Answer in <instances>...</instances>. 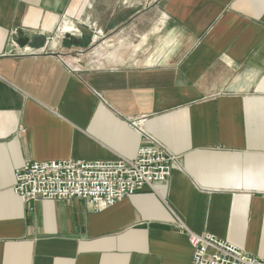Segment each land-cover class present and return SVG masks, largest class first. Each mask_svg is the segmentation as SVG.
I'll return each instance as SVG.
<instances>
[{
	"label": "crops",
	"instance_id": "crops-1",
	"mask_svg": "<svg viewBox=\"0 0 264 264\" xmlns=\"http://www.w3.org/2000/svg\"><path fill=\"white\" fill-rule=\"evenodd\" d=\"M149 141L171 177L103 212L13 192ZM186 230L264 260V0H0V264H191Z\"/></svg>",
	"mask_w": 264,
	"mask_h": 264
},
{
	"label": "built area",
	"instance_id": "built-area-1",
	"mask_svg": "<svg viewBox=\"0 0 264 264\" xmlns=\"http://www.w3.org/2000/svg\"><path fill=\"white\" fill-rule=\"evenodd\" d=\"M176 166V156L149 141L133 159L27 162L14 171L13 192L24 203L81 199L100 213L144 188L154 190L171 177ZM178 227L185 229L180 221ZM186 232L193 249L191 264H264L213 235Z\"/></svg>",
	"mask_w": 264,
	"mask_h": 264
},
{
	"label": "water",
	"instance_id": "water-1",
	"mask_svg": "<svg viewBox=\"0 0 264 264\" xmlns=\"http://www.w3.org/2000/svg\"><path fill=\"white\" fill-rule=\"evenodd\" d=\"M78 29H79V31H80L82 34H84V35H86V36H91V33H89V31H87L86 29H84V28H82V27H79ZM33 40H34V39H32V41H31V43H30L29 39H28L27 37H25V36L23 35V33H22L20 30H18V31L16 32L15 36L13 37V41H14V43H15L17 46H19V47H24L25 45H28V44H31V45H32Z\"/></svg>",
	"mask_w": 264,
	"mask_h": 264
}]
</instances>
